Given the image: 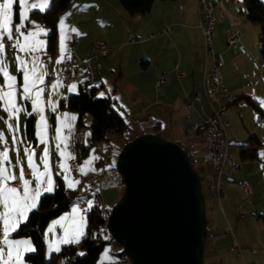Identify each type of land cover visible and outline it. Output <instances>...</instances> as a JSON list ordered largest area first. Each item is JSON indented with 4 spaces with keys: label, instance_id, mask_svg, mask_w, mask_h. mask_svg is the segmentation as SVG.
<instances>
[{
    "label": "crops",
    "instance_id": "crops-1",
    "mask_svg": "<svg viewBox=\"0 0 264 264\" xmlns=\"http://www.w3.org/2000/svg\"><path fill=\"white\" fill-rule=\"evenodd\" d=\"M0 1L3 3V0ZM209 1L214 7L216 17L214 26L215 49L221 52L223 56V62L219 65V73L222 82L234 97V101L228 103L227 108V117L230 123L227 130L228 142L229 144H235L233 141L237 143L239 157L242 160V145L247 143L252 136H255L260 142V139L262 140L260 129H264V122L257 120L260 124L256 123L259 126V130L255 128L253 130L255 133H248V138L245 142H239L238 131L234 129V131H231V125L241 109L243 99L250 104L251 101L260 103L262 95H264V60L261 57V53L259 55L257 52L258 48L259 51L261 49L260 26L246 18L245 0ZM261 1L264 2V0ZM50 2L51 0H48V5L45 6L44 0H30L27 7V15L29 21L34 23L27 21L26 34L31 32L30 30L43 29L42 26L44 24L39 20L30 18V12L33 10L40 11L39 8L41 6L48 8ZM32 4H36L37 8L33 9L31 7ZM19 12L17 5L14 8V20L17 22H19ZM61 16H63L62 19L65 17L68 22L67 46L63 53L58 48L57 53L55 52L56 42L54 50H48V36L44 32H40V29L37 32H33L36 33L35 36L28 37L31 41L28 47L36 45L37 41H43V45H38L37 50L34 52H43L46 49L47 54L50 56V59L46 58L44 63L48 65L46 71L54 72L55 80L49 84L44 82L46 92H51L61 99L69 94L78 92L81 87L93 81V76L91 80H88L87 71L82 66L77 80L69 84H65L62 80L60 74L64 69L65 60L72 50L71 40L73 35L77 37L74 50L81 61H85L92 56L95 42L105 43L108 47L107 54L99 56L92 63V73L93 75L97 74V84L89 86L97 87V93L99 91H107L103 96L111 97L114 100L115 107L124 111L126 120L129 118L132 120L138 131L136 136L143 133H155L181 145L196 142L197 149H203V130L201 128L193 129L185 120L186 117H189L191 123L200 124L201 120L209 115L211 111L210 105L205 100L202 111L199 110V105L197 104V112L189 111L185 106L187 98L194 91L203 90L205 46L199 27L196 0H155L148 12L139 15L129 14L122 7L120 0H70ZM88 21L90 23L93 22L90 24L89 29L86 28ZM93 25L97 26L96 30L92 28ZM30 26H32V29H29ZM168 26L171 27V30L158 38L146 39L142 42L131 40L133 36L146 37L149 32L164 29ZM73 29L76 31H73ZM230 32L239 33L241 42L228 45L226 43V35ZM19 39L23 44L21 36ZM7 48H12V46ZM62 56L63 59H61ZM35 59H38L37 63L41 64L38 56ZM57 60H60V63H57ZM210 64L211 61L207 60L206 66L209 67ZM94 65H97V68ZM82 72L85 76L81 81ZM161 72L167 74V80L157 86L156 80ZM2 77V73H0L1 81H3ZM72 85H75V88H72ZM38 88L39 85L37 84L34 89ZM246 97H250L251 100H247ZM239 100L241 101L239 102ZM2 103L4 107L7 106L4 101ZM232 106L236 107L235 112L232 109L230 110ZM256 106L263 112V115L260 114L255 106L253 107L260 116L264 117V109L258 105ZM2 111L4 114V110ZM14 118L15 115L7 117L6 130H0L3 135L2 141L6 143L5 148L9 153V159L3 162V166L16 175L19 174L20 167L23 166L25 179L30 181L29 188L35 190L38 181L32 170L25 165L27 156L24 152L25 148L34 152L33 159L37 155L39 146L34 131V117L32 134L27 132L26 123L28 118L26 119L24 125L26 137L25 135L24 137L22 136V132L19 129L16 132L13 128L17 122ZM9 125H12V128H9ZM13 137L16 138L15 143H13ZM232 139L233 141H231ZM5 148L0 150V152L4 151ZM228 150H230L229 146ZM258 151L256 158L242 160L254 162L256 166L254 170H251L249 163L246 162H243L244 164L240 165L239 169H232L226 164L221 172L220 179L222 183L219 184V189L216 191L218 196L216 193L214 195L213 184L208 187L206 193H203L208 219V235L205 243L207 255L206 257L204 255V264H264V223L257 216V213L264 212V207L254 206L261 202H263V205V199L254 200L248 198L247 201L250 200V202L255 204L252 211L249 210L248 213H243L240 210L232 209L233 206H230L229 198L233 189L246 194L240 187L243 181H248L250 186H253L254 192H256L255 186L258 185V180L262 178L264 173V165L258 162ZM233 158L235 159L234 156ZM18 160L20 161L19 164L17 163ZM101 161L97 162V164L101 163ZM207 166L209 171H211L210 166ZM237 171H241L242 180L240 184L236 185L232 181L239 177L235 174ZM89 173L93 172H81L82 177ZM59 179L61 178L52 179V187L58 184ZM46 180L41 177V181ZM61 181L64 184L63 180ZM79 182L83 185L82 179ZM8 184L21 189L20 194H23L22 181H9ZM45 186L46 183H41V195L47 193L43 190ZM215 196L220 201L218 212L212 206ZM39 199L40 197L37 200V204ZM31 210L27 212V216ZM82 213L85 214L83 211ZM70 219L71 217H67L62 222L66 230ZM24 220H21L20 223ZM57 221L52 219L44 229L45 258L55 252L57 248L60 249L62 245L69 244L64 243L65 240L73 241L71 243L75 245L80 243L76 241L78 239L80 241L86 232V223L83 222H81L74 234L75 240L73 239L74 235H68L65 238L63 232L61 234L56 232L57 236L60 237L55 239L48 252L47 240L49 236L47 228L49 226L56 228V225L60 223H57ZM228 227L233 228L234 238L228 233ZM0 232L3 234L1 229ZM15 232H11L10 237L20 239H10V237L9 239L28 241L33 250L29 251L28 246L22 244V252H18V250L15 252L14 257H9L8 246L2 243L0 249L4 251L0 264H22L18 262L21 257L35 250L30 238L16 236L14 235ZM81 232L83 235H79ZM234 239L239 247L244 250V253L241 252L239 255L237 251L234 254ZM24 262V264H29L25 260Z\"/></svg>",
    "mask_w": 264,
    "mask_h": 264
},
{
    "label": "rangeland",
    "instance_id": "rangeland-1",
    "mask_svg": "<svg viewBox=\"0 0 264 264\" xmlns=\"http://www.w3.org/2000/svg\"><path fill=\"white\" fill-rule=\"evenodd\" d=\"M261 1V0H260ZM262 2V1H261ZM0 3H2L0 1ZM30 3V0H27V3L25 4L24 9H21L19 7V0H14L13 4V9H12V20H11V27L13 28V35L14 37H20L19 33L15 32V27L19 22L14 20V8L18 5V12L27 10L28 4ZM264 3V2H263ZM47 8V7H46ZM45 8V9H46ZM60 18V19H59ZM63 16L61 14L59 15L57 20V40H56V50L55 52L57 53V48L60 50V40L61 36L63 35L64 37V51L67 46V27H68V22L67 19L64 17L63 21V27L60 24L61 19ZM93 23V22H91ZM89 21L87 22L86 28H90ZM215 26V25H214ZM44 30H46V35L48 36L49 34V27L44 25L42 26ZM28 28L27 26V21L25 22V28H22L21 31L25 33V30ZM92 28L97 29L96 25H93ZM29 29H32V26L29 27ZM41 29V28H39ZM37 30H30L31 32L38 31ZM28 34V33H27ZM25 33V36H27ZM214 34V30H213ZM215 36V35H214ZM23 40V44L28 47L31 44L30 38L27 40L24 39L23 36H21ZM69 46V44H68ZM214 48H215V41H214ZM216 50V49H215ZM217 51V50H216ZM258 54L260 55L259 48L257 50ZM47 55V56H46ZM40 58L41 64H38L37 61L38 59H35L36 57ZM17 57L20 59L18 60ZM46 58L50 59V56L47 54L46 49L43 52H21L19 51L18 48H7L5 46V50L2 54H0V60L4 62V64L7 66V71L10 75L16 77L15 81V91H16V97H15V102L19 108H21V111L19 113L15 114V121L16 125L13 127L16 132L18 129L20 132H22V136L24 137L25 132H24V125L26 122V119L29 116L34 117V131L36 134V138L38 139V151L35 159H33L34 163L37 166L38 171L43 172L44 171V165L42 163L41 157L43 156V151L45 148L48 149L49 156H48V174L51 175L52 179L53 178H61L64 182V186L66 188H69L68 185L69 183H72V187L69 189L72 190H77V192H81L83 190V185H81L80 179H75L73 177V174L70 170L69 167V160L70 159H75L78 163V169L79 172L83 171H90V172H97L99 171L100 168L103 166H111L115 165L116 158L118 155V152L122 149V147L132 139L136 137L137 134V129L134 126V123L132 120L129 118L127 119V126L122 132H111L107 134L106 139L100 140V141H93L92 135H91V128H90V123H91V114L89 112H85L82 114V123L78 124V112L70 110L68 108H62L60 106V99L53 95V93H49L48 91H45L46 86H44V82L46 80L47 75H53L54 72L52 71H46L48 68V65H46L44 62ZM99 58V57H97ZM23 60L24 64L21 65L20 61ZM97 68V65H94ZM35 68V72L32 73V69ZM20 69V70H18ZM28 70L30 73V79L31 80H36V85H39L38 89H32V94L29 98H23L21 93H22V85L24 83L23 80V75L24 71ZM3 76V74H2ZM43 76V82L41 83L38 77ZM84 73L82 72L81 74V81L84 77ZM93 81H90L89 85H96L97 84V74L93 75L92 73ZM3 81L0 80V86H3L5 82V77L3 76ZM21 80V81H20ZM39 89H43V92L40 93V107L43 109V111H32V99L35 98V94ZM3 90L8 89L5 87ZM98 91V90H97ZM96 95L101 96V93L103 95L107 92L106 90L104 91H99ZM102 95V96H103ZM125 99V98H124ZM140 100V99H139ZM241 100H239L240 102ZM145 104V103H144ZM256 105L264 109V95H262V99L260 103L255 102ZM143 105V103H142ZM138 109V107H136ZM140 108V107H139ZM235 106H232L230 110L236 111ZM234 109V110H233ZM4 110V114L3 111ZM140 110V109H139ZM119 111L123 112V110ZM31 112V115H28V113ZM41 115L44 116V122L41 124L40 117ZM10 116V113L8 111H5V107L3 106L2 101L0 102V130H6L7 126V117ZM260 116L256 109L246 100L243 99L242 101V106L241 109L238 111V115L236 119H234V122L231 125V131H238L239 135V142H245L248 138V133H255L253 130L257 128L259 130V126L256 124L257 122V117ZM259 124V123H258ZM20 125V127H19ZM22 125V128H21ZM260 125V124H259ZM234 129V130H233ZM59 130V131H57ZM260 134L261 138L260 142L262 145L259 147L258 151V162H261L264 165V129H260ZM1 134V133H0ZM26 137V135H25ZM41 137H43L44 142H41ZM164 138V137H163ZM238 138V137H237ZM167 139V138H165ZM169 140V139H168ZM233 141V139L231 140ZM235 144H229L228 146L230 147L229 153L230 155L235 157V161L239 163V165H243V162L249 163L250 169L254 170L255 163L252 161H242L239 157V147L236 145L237 143L233 141ZM85 149V150H84ZM63 153V155H61ZM79 160V161H78ZM102 160V161H101ZM98 163L97 162H100ZM65 165V167H61V165ZM27 166V162L25 163ZM194 167L196 168V171L203 177V187H202V192L206 193V190L210 185H214L212 187V190L215 189L214 195L217 191L215 187V180L212 179L211 177V171H209V167L206 164H203L199 161L195 163ZM83 169V171H81ZM241 171H237L235 174L239 177H236L235 180L232 182L237 184H240L242 174H240ZM82 175V174H81ZM44 179H47V175L43 177ZM244 180V179H243ZM78 181L79 183H76ZM248 183V181H243ZM221 179H220V184H221ZM55 184H57L55 182ZM249 184V183H248ZM234 185V186H236ZM250 185V184H249ZM57 187H53V190ZM251 187V186H250ZM256 187V192H254L253 186L251 187V193H240L237 191V189H233L230 193V206H233L232 209L240 210L243 213H248L249 210L252 211V208L259 207L262 208L264 207V204L262 205L263 202L260 204H256L254 202L247 201L248 198L250 199H263L264 201V173L262 174V178L258 180V185ZM237 188V187H236ZM123 189H116V188H107L102 191L101 195V201L102 204L108 208L109 213L111 208L117 203L119 200L121 194H122ZM217 194V193H216ZM218 196V194H217ZM243 196V197H242ZM212 202V206L216 212H218V206H219V198L214 197ZM254 205V206H253ZM220 208V207H219ZM73 209H77V211H73ZM206 209V208H205ZM4 207L2 204H0V213L4 212ZM206 212V210H205ZM218 215V214H217ZM207 216V213H206ZM67 217H71L69 220V226L68 229L66 230L65 227L63 226L62 222L65 221ZM63 218V219H62ZM54 220H58L60 223L56 225V228L53 226H49L47 228V233H48V240H47V250L49 252L51 245L54 244L55 239L57 237L56 234V229L60 228L62 232L65 235V238L69 236H72L76 233V230L78 226L81 225V222L86 223V215L82 213V210L75 204L73 203L70 206V209L68 211L63 212L59 217L53 218ZM0 229L3 232V221L0 220ZM44 236V232H43ZM105 237H108L105 234ZM10 239H20V238H11ZM79 240V239H78ZM76 242H81L80 241ZM235 242V239H234ZM3 243V239H2ZM77 246L80 245V243H76ZM12 247V256L14 257L15 252H22V244L16 245V247ZM9 250V249H7ZM16 250V251H15ZM80 252H82L79 249ZM119 251H121V247L116 245L114 242H107L102 251L99 254V258L96 264H115V260L117 259V254ZM237 251H240L244 253V250L241 249L240 247H237L234 249V254H236ZM17 254V253H16ZM204 255L206 257V245L204 247V253H203V258ZM23 257H21L19 263L24 264ZM50 255L46 256V259H48ZM235 257V256H234ZM243 259V258H242ZM17 264V263H15Z\"/></svg>",
    "mask_w": 264,
    "mask_h": 264
},
{
    "label": "water",
    "instance_id": "water-1",
    "mask_svg": "<svg viewBox=\"0 0 264 264\" xmlns=\"http://www.w3.org/2000/svg\"><path fill=\"white\" fill-rule=\"evenodd\" d=\"M115 168L124 186L107 230L132 264H203L202 184L181 145L140 134L122 147Z\"/></svg>",
    "mask_w": 264,
    "mask_h": 264
},
{
    "label": "trees",
    "instance_id": "trees-1",
    "mask_svg": "<svg viewBox=\"0 0 264 264\" xmlns=\"http://www.w3.org/2000/svg\"><path fill=\"white\" fill-rule=\"evenodd\" d=\"M70 0H51L49 7L44 11L33 10L30 18L41 21L49 27L48 50L53 51L57 38V20L59 15L67 8ZM155 0H120L122 7L131 15L145 14L148 12ZM246 18L260 26L261 57L264 60V3L260 0H245ZM97 87L85 85L78 92L67 95L60 99V106L78 112V124L82 123V114H91V135L93 141L106 139L111 132H122L127 126L126 116L119 111L114 100L109 96H97ZM251 100L250 97H246ZM251 104L257 108L261 115L263 112L254 102ZM33 117L29 116L26 123L27 132H33ZM261 143L252 136L249 141L242 145L241 158L254 159ZM85 150V149H84ZM200 162V161H199ZM201 164V162H200ZM195 164H193V168ZM198 173V172H197ZM199 174V173H198ZM201 184L202 176L199 174ZM203 187V184H202ZM77 191L66 188L61 179L57 187L40 196L37 207L32 209L27 218L20 223L16 236L30 238L35 250L26 253L24 260L29 264H96L100 252L107 242L119 244L110 233L103 229L102 220L98 213V206L93 205L85 211L86 232L81 239L80 245L69 243L60 247L59 251L52 252L48 259L44 253L43 232L47 224L63 212L68 211L74 203ZM206 208V206H205ZM206 210V209H205ZM257 216L264 223V212L257 213ZM208 219L206 216V243ZM105 234L108 237H105ZM120 245V244H119ZM117 255L127 254L122 245ZM79 249L82 251L80 252ZM204 264V258H203Z\"/></svg>",
    "mask_w": 264,
    "mask_h": 264
},
{
    "label": "built area",
    "instance_id": "built-area-1",
    "mask_svg": "<svg viewBox=\"0 0 264 264\" xmlns=\"http://www.w3.org/2000/svg\"><path fill=\"white\" fill-rule=\"evenodd\" d=\"M197 14L199 17V27L202 33L203 42L205 46V68L202 80V91H194L185 102V106L189 111H198L204 109L203 102L210 105V114L201 120L200 124L191 123L189 117L185 120L191 125L193 129L201 128L203 130V149L198 150L196 142H190L181 145L185 151L187 157L191 161L192 165L200 161L203 164H207L211 168V177L215 180V187L218 191L220 184L221 172L224 166L227 164L232 169H239L240 165L236 162L228 151V137L227 130L229 127V119L227 117L228 103L234 101V97L231 95L227 86L222 82L219 73V65L223 62V56L221 52H218L214 48V25L216 17L214 13V7L209 0H196ZM171 27L168 26L164 29L155 30L149 32L146 37L133 36L132 41H144L146 39L158 38L165 33L169 32ZM4 44L7 47H11L13 41L7 40L5 37ZM77 42V37L72 36L71 47L72 50L65 60L64 69L61 72L62 80L65 84H69L74 80H77L80 75L81 66L87 71L88 80L92 79V63L94 59L99 56H104L108 52V47L105 43L95 42L94 51L92 56L81 61L78 54L75 52L74 47ZM241 42L239 33L230 32L226 35V43L231 45L233 43ZM207 60L211 61L209 67L206 66ZM55 80V76L50 75L46 78L45 83L49 84ZM167 80V74L161 72L156 80V85L160 86ZM259 122H264L263 116H258ZM6 147V143L0 140V150ZM69 167L75 179L81 178L83 180V190L77 192L75 195L74 203L85 212L93 205L98 206V213L102 220V227L107 230V221L109 216V210L102 204L101 195L102 191L107 188L123 189L124 183L120 178L115 165L103 166L97 172L89 173L82 177L78 169V163L75 159L69 160ZM240 187L246 193H251V187L248 183L242 182ZM57 234H61L60 228L56 229ZM228 233L234 238L233 228L228 227ZM3 234L0 232V247H2ZM120 247L119 244H116ZM233 247H239L235 241ZM240 251L237 254L240 255ZM115 264H132V259L128 254L117 255Z\"/></svg>",
    "mask_w": 264,
    "mask_h": 264
},
{
    "label": "snow or ice",
    "instance_id": "snow-or-ice-1",
    "mask_svg": "<svg viewBox=\"0 0 264 264\" xmlns=\"http://www.w3.org/2000/svg\"><path fill=\"white\" fill-rule=\"evenodd\" d=\"M27 3V0H19V7L21 9H24L25 4ZM14 0H3V3H0V54H2L5 50V44L4 39L5 37L9 41H13L14 43L12 47L18 48L21 52H34L37 50L38 45H43V41H37L36 45H33L31 47H26L25 44H22L20 42L19 37H14L13 35V28L11 27V20H12V9H13ZM44 5H48V0H44ZM31 7L33 9L37 8L36 4H32ZM40 11H44L45 7L41 6L39 8ZM19 24L15 27V32L19 33V36H23L25 40L28 39L29 36H35L36 33L28 32L27 36H25V33L21 31L22 28H25V22L28 21L29 23H34L32 21H29L27 10H23L19 12ZM63 19H61L60 24L63 27ZM73 31H76L73 29ZM40 32H44L45 35L47 34L44 29H40ZM60 50L61 53L64 52V37L61 36L60 40ZM19 60L20 58L17 57ZM63 59V56L61 57ZM21 65L24 64V61H20ZM57 63H60V60H57ZM20 70V69H18ZM35 72V68L32 69V73ZM0 73L3 74V76L6 78L3 86H0V101H4L7 105L5 107V111H8L10 113V117L12 115H15L16 113H19L21 111V108H19L15 102L16 97V91L14 88L16 77L12 76L7 71V66L4 64L2 60H0ZM39 81L43 82V76L38 77ZM24 83L22 85V97L23 98H29L32 94V89L36 87V80L30 79V73L28 70L24 71L23 75ZM7 88L8 91H4V88ZM55 87V85H53ZM72 88H75V85L71 86ZM43 92V89H39L36 94L35 98L32 99V111H43V109L40 107V93ZM103 95V93H101ZM32 113L29 112L28 115H31ZM41 124L44 122V116L41 115L40 117ZM9 128H12V125H9ZM59 131V130H57ZM0 140H3V135L0 134ZM16 142V138L13 137V143ZM41 142H44L43 137H41ZM24 152L27 156V167L32 170L33 175L36 177V180L38 181L37 187L35 190H32L29 188L30 181L25 179V173H24V167L21 166L19 170V174H13L7 170L3 166L4 161H8L9 159V153L8 150L5 148L4 151L0 152V204L4 207V212L0 213V220L3 221V243L8 246V255L9 257L12 256V247L13 245H19L24 244L28 246V250H33L29 244L28 241H15L10 240V233L18 230L19 223L21 220H24L27 218V212L30 209H34L37 207V200L41 195L40 191V185L41 183H46V186L44 187V192H51L53 191V180L51 178V175L48 174V156L49 152L48 149L45 148L43 151V156L41 157L42 163L44 165V171L40 172L37 169L36 164L33 161V156L35 155L34 152H31L28 148L24 149ZM63 155V153H61ZM17 163L19 164L20 161L18 160ZM61 167H65V165H61ZM83 171V169H81ZM47 175L46 181H41V177H44ZM22 181V191L23 194H20L21 189H18L17 187L9 186V181ZM76 183H79L76 181ZM69 188L72 187V183H69ZM73 211H77V209H73ZM63 219V218H62ZM59 223V221H57ZM79 235H83V233H79ZM75 240V235L73 237ZM73 241L65 240L64 243H71ZM3 249H0V259H2L3 256ZM56 251H59L57 248Z\"/></svg>",
    "mask_w": 264,
    "mask_h": 264
}]
</instances>
